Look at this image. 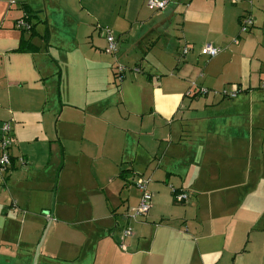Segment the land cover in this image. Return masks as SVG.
I'll return each mask as SVG.
<instances>
[{"label":"crops","instance_id":"1","mask_svg":"<svg viewBox=\"0 0 264 264\" xmlns=\"http://www.w3.org/2000/svg\"><path fill=\"white\" fill-rule=\"evenodd\" d=\"M146 2L0 0V264H264V0Z\"/></svg>","mask_w":264,"mask_h":264},{"label":"built area","instance_id":"2","mask_svg":"<svg viewBox=\"0 0 264 264\" xmlns=\"http://www.w3.org/2000/svg\"><path fill=\"white\" fill-rule=\"evenodd\" d=\"M234 2L240 1V0H233ZM147 5L154 9H163L166 4L168 3V0H147ZM240 23V30L242 32L248 31L254 23V20L251 16L244 14L239 19ZM15 26L19 29H29L30 23H28L24 18H19L15 22ZM101 33L104 35L106 39V46L105 50L109 54H115L118 47H117V41L115 36L111 33V31L108 28H100ZM220 48L217 46H213L210 43H205L200 49V53L202 55L213 57L216 56L220 52ZM187 52V48H184V53ZM128 70V68L121 64L116 63L114 64V74L117 79H121L123 74ZM133 71L139 72V68L137 66L132 68ZM261 88L264 89V82L260 84ZM207 90L203 87L199 89L200 94H205ZM238 93V90H223L222 95L231 99L234 98ZM12 144V139L10 135V125L9 123H4L1 127V136H0V171L5 170L9 165L11 161L10 156V147ZM148 179L141 176H138L135 179V186L137 187L138 191L140 192V197L137 206L132 210L130 213V216L132 218H138L140 216L146 215L151 207V199L152 194L147 188ZM173 193V199L177 203H182L186 201L187 199V192L182 190H172ZM125 235H131L132 231L127 228L124 230ZM123 247V244H121Z\"/></svg>","mask_w":264,"mask_h":264},{"label":"rangeland","instance_id":"3","mask_svg":"<svg viewBox=\"0 0 264 264\" xmlns=\"http://www.w3.org/2000/svg\"><path fill=\"white\" fill-rule=\"evenodd\" d=\"M126 72H127V71H126ZM140 169L144 170V166L142 165ZM141 175H142L143 177H145V178L148 177V176L146 175V173H143V174H136L135 177H134V180H133V181H135V179H136L138 176H141ZM133 181H132V179H130V181H128L127 179H123V180L121 181V182L123 183V185H122L123 192L126 193V194L128 195L129 200H130V204H131V203L134 204V203L136 202V200L140 197V196H139L138 189H137V187L135 186V184L133 183ZM110 189L114 191V189H115V184H114V183L111 184ZM123 198H125V197H123ZM123 198L121 197V199H123ZM138 201H139V199H138ZM120 203H122L121 200H120ZM121 205H122V204H121ZM136 205H137V204H136ZM116 206H117V205H116ZM114 207H115V206H114ZM124 209H125L124 206H120V210H121V211H123ZM142 217H144V216H140L139 218H142ZM89 225H91V224H89ZM85 226H86V225H85ZM45 231H46V228H45V230L43 231L42 237H43V235L45 234ZM42 237H41L40 241L42 240Z\"/></svg>","mask_w":264,"mask_h":264},{"label":"trees","instance_id":"4","mask_svg":"<svg viewBox=\"0 0 264 264\" xmlns=\"http://www.w3.org/2000/svg\"><path fill=\"white\" fill-rule=\"evenodd\" d=\"M24 19H25L28 23H30L29 20H28V17H25V16H24ZM31 27H32V26H31V24H30V28H31ZM30 28H29V29H30Z\"/></svg>","mask_w":264,"mask_h":264}]
</instances>
